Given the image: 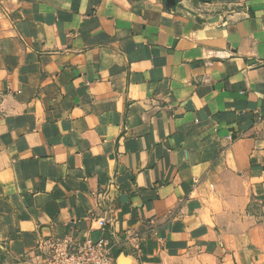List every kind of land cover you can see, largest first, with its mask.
<instances>
[{
	"label": "crops",
	"instance_id": "obj_1",
	"mask_svg": "<svg viewBox=\"0 0 264 264\" xmlns=\"http://www.w3.org/2000/svg\"><path fill=\"white\" fill-rule=\"evenodd\" d=\"M64 236L264 264V0H0V242Z\"/></svg>",
	"mask_w": 264,
	"mask_h": 264
},
{
	"label": "built area",
	"instance_id": "obj_2",
	"mask_svg": "<svg viewBox=\"0 0 264 264\" xmlns=\"http://www.w3.org/2000/svg\"><path fill=\"white\" fill-rule=\"evenodd\" d=\"M97 222L102 229L107 220L102 217ZM38 248L49 264H117L114 244L106 237L82 240L71 236L47 237L39 242Z\"/></svg>",
	"mask_w": 264,
	"mask_h": 264
},
{
	"label": "rangeland",
	"instance_id": "obj_3",
	"mask_svg": "<svg viewBox=\"0 0 264 264\" xmlns=\"http://www.w3.org/2000/svg\"><path fill=\"white\" fill-rule=\"evenodd\" d=\"M0 242V264H49L44 253L39 249L31 250L23 255L8 254Z\"/></svg>",
	"mask_w": 264,
	"mask_h": 264
},
{
	"label": "water",
	"instance_id": "obj_4",
	"mask_svg": "<svg viewBox=\"0 0 264 264\" xmlns=\"http://www.w3.org/2000/svg\"><path fill=\"white\" fill-rule=\"evenodd\" d=\"M123 258V257H122ZM121 262V259L119 260Z\"/></svg>",
	"mask_w": 264,
	"mask_h": 264
}]
</instances>
